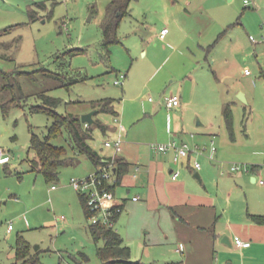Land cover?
I'll list each match as a JSON object with an SVG mask.
<instances>
[{
    "label": "rangeland",
    "instance_id": "374dc122",
    "mask_svg": "<svg viewBox=\"0 0 264 264\" xmlns=\"http://www.w3.org/2000/svg\"><path fill=\"white\" fill-rule=\"evenodd\" d=\"M111 1L0 0V30L11 27L9 32L0 35V68L10 73L9 78L0 74V101L14 94L21 96L20 102L11 104L6 113L0 106V147L11 156L9 162L0 163L1 264L15 261L19 233L43 249L44 264H102L97 246L103 242H96L92 237L89 229L92 216H86L80 198L81 192L90 190L81 191L72 184L73 177L86 178L94 174L93 161L81 155L78 163L62 167L56 181H47L42 173L30 167L31 129L44 135L53 123V117L46 112L31 110L32 105L42 104L41 92L61 99L57 106L59 112L80 116L94 109L93 100L115 98L119 116L100 111L95 117L111 125L118 123L116 118L122 121L125 125L121 134L123 140L135 138L148 145L169 142L163 140L164 135H180L179 139H184L177 142L185 141L191 147L206 146L197 153L201 155L196 160L200 163L212 161L208 157L211 144L196 142V137L208 133L216 134V146L217 140L224 143L225 153L236 150L240 154L245 144L264 145V113L257 108L260 103L254 106L252 100L249 103L240 97V92L246 98V92L251 99L254 94L259 97L264 90V71L260 68L262 65L264 70V46L257 50L258 56L254 52L256 44H264V16L252 11H257L255 0L245 9L244 0H206L204 10L188 8L186 0H131V15L125 16L118 28L121 41L112 44L108 53L103 45L102 22ZM259 4L262 8L264 0H259ZM233 7L238 13L235 20L240 17L242 22L255 20L258 24L259 32L240 26L234 31L240 33L242 42L251 52L246 56L238 55L241 61L227 70L229 76L222 81L212 70L215 67L213 56L203 60L204 68L199 71L205 74L206 93L203 95L202 88L194 90L184 120L176 117V107H167L165 97L173 92L183 95L182 86L186 84L185 93L189 92L190 81L187 79L184 84L185 77L180 74L195 66L191 62L185 66L177 62L180 72L170 75L174 56L171 57V50L155 37L156 28L160 30L167 18L178 16L181 20H194L192 36L199 35L200 27H204L205 38L214 33L216 14ZM242 11L244 15H240ZM251 34L257 43L250 38ZM193 40L196 41L188 38L187 43L197 52ZM190 52L185 49L187 54L180 56V60L195 59ZM245 67L252 73L245 74ZM219 69L223 72L222 66ZM121 73L128 75L123 84L118 85L115 79ZM6 83H13L14 88L3 89ZM228 102L233 109L232 130L223 112L224 103ZM91 135L89 141L96 150L115 154L112 147L104 145L108 137L114 136L113 132L93 124ZM53 141L70 148L66 131ZM229 161L239 164L240 160ZM116 191H122L119 185ZM9 224L13 225L12 229H8ZM114 227L121 232L116 221ZM145 230L148 228L140 229V234H132V237L121 233L131 247L133 260L161 264L166 250L149 243Z\"/></svg>",
    "mask_w": 264,
    "mask_h": 264
},
{
    "label": "crops",
    "instance_id": "0c3cea01",
    "mask_svg": "<svg viewBox=\"0 0 264 264\" xmlns=\"http://www.w3.org/2000/svg\"><path fill=\"white\" fill-rule=\"evenodd\" d=\"M205 2L206 0H186L190 9L194 7L204 10ZM254 3L257 4V11H252L264 16V6L261 8L259 0H255ZM246 7L249 5H245L244 9ZM237 14L234 7L231 10L218 12L213 35L208 34L205 38L202 33L204 27H200L199 35L192 36L191 28L195 24L194 20H181L178 16L167 18V23L160 30L156 28L155 37L161 39L171 50L169 55L174 56V68H170V75L180 72L176 67L177 62L184 66L191 63L195 66L184 69L180 74L185 77L184 84L187 83V79L190 81L189 92L185 93L187 84L182 86L183 95L173 92L181 97V103L174 113L176 117L180 116L184 120L191 95L192 97L195 95L194 90L202 88L203 95L206 93L204 92L205 86L207 87L206 83L204 84L205 74L199 71L204 68L203 60L213 56L215 67H212V70L217 79L222 81L229 76L227 70L241 61L237 56L240 54L246 56L251 52V49H247L242 42L240 33L235 34L234 31L236 26L258 31V24L255 20L242 22L240 17L235 20ZM127 15H131V8ZM240 15H244V11ZM165 27L169 30L162 37L161 30ZM171 30L172 35H170ZM188 38L196 40L193 42L196 43L197 52H194L193 46L187 43ZM216 40H218L217 46H215ZM263 46L264 44L254 46L256 56H258L257 50L262 49L260 47ZM185 49L192 51L190 53L196 56L195 59L180 60V56L187 54ZM221 66L223 72L219 69ZM260 66L263 72V66ZM210 86L215 87L213 83H210ZM246 95L248 102L252 100L254 106L259 102L257 108L264 113V90L259 97L254 94L252 99L247 92ZM158 102L161 104L162 100ZM233 102L237 103L236 100ZM116 110L117 117L120 111L117 108ZM156 111L158 113L159 110ZM96 115L95 112V119H97ZM115 121L118 122L116 125L105 123L108 126L106 131L114 133L113 137H108L106 140L122 136V131L125 130L122 121L117 118ZM215 135L212 132L198 136L196 142L211 144L215 140ZM163 137L164 141L184 139H179L180 135L174 134ZM216 142V151L210 150L208 156L212 161L209 163L204 160L199 169L194 167L196 160L201 157L197 153L192 152L178 163L174 161L173 149L159 150L153 147V144L147 145L135 138L123 140V150L120 154L115 153L129 162L128 171L114 188L117 198L125 203V209L116 220L117 226L119 225L122 233L131 237L132 234L139 235L140 229L148 228L145 233L149 243L160 245L166 250L164 251L166 256L162 258L161 264H264V224L254 221L250 216V214H264V183L259 181L264 178V145L245 144V148L238 154L236 150L225 153L224 143L220 140ZM104 145L107 146L105 143ZM4 151L10 156L7 150ZM101 154L110 156V154ZM209 158L204 157V159ZM229 160H240L239 164L248 166L249 170H232L231 166L237 161ZM94 168L96 169L95 165ZM175 168L180 169L181 173L174 179L172 172ZM196 172H199L200 177L195 176ZM118 185L122 189L121 192L116 191ZM136 195L140 196L138 200L133 199ZM212 226H214L213 230H211ZM235 236H240L250 244L237 246Z\"/></svg>",
    "mask_w": 264,
    "mask_h": 264
},
{
    "label": "trees",
    "instance_id": "16d2710c",
    "mask_svg": "<svg viewBox=\"0 0 264 264\" xmlns=\"http://www.w3.org/2000/svg\"><path fill=\"white\" fill-rule=\"evenodd\" d=\"M130 5L131 0H112L107 7L106 15L102 22V28L103 45L108 53L110 52L111 45L120 41L118 28L124 16L130 13ZM31 16H33V14H31ZM9 30H11V27L0 30V35L9 32ZM217 41L218 40H216L215 43ZM0 74L9 78L10 73L0 68ZM11 88H14L13 83H6L3 85V89ZM40 96L43 99L42 104L32 105L31 110L46 112L53 117V123L49 126L47 133L44 135L31 129L29 152L32 156L30 155L28 158L31 169L42 173L47 181H56L60 177L63 166L76 164L80 161L81 155H86L96 166L95 171L98 170L100 165L113 163L116 180L113 183L109 182L107 187L114 190L115 186L121 182L123 175L128 171L129 162L118 155H102L89 141L92 136L91 131L93 129V124L99 125L104 131L107 130L108 126L100 119H95V122L92 124H86L82 121L80 115L69 112L61 113L57 110V106L61 103L59 97L52 96L46 92H41ZM20 99L21 96L14 94L9 99H2L0 101V106L6 113L10 109L11 104H18ZM92 102L93 108L96 109V113L107 111L118 114L115 108V98H102L93 100ZM224 116L228 127L232 130L234 116L231 103L229 102L225 105ZM65 131L67 133L70 148L65 144H59L53 141L56 137L63 135ZM80 198L86 216L90 218L94 212L89 208L85 194L80 193ZM123 207L125 209V203ZM120 214L121 212H116L113 215V220L116 221ZM250 216L254 221L264 224V214H250ZM213 227L214 226H212L211 230H213ZM89 229L96 242H103V244L97 246L102 264H148L142 260L132 259L130 245L126 243L125 237L114 225L93 222L89 226ZM42 251L43 249L38 244L33 245L22 233H19L16 239L15 261L12 264H44L41 255ZM83 254L87 257L85 253Z\"/></svg>",
    "mask_w": 264,
    "mask_h": 264
},
{
    "label": "built area",
    "instance_id": "2783aa9c",
    "mask_svg": "<svg viewBox=\"0 0 264 264\" xmlns=\"http://www.w3.org/2000/svg\"><path fill=\"white\" fill-rule=\"evenodd\" d=\"M246 5L251 4V0H244ZM253 1V0H252ZM168 27H165L161 30V36L164 37ZM252 40H256L255 37L250 35ZM250 69L246 68L245 73H250ZM127 76L126 73H121L115 79V83L118 85L123 84L124 78ZM165 103L167 107L173 108L178 107L181 103V97L179 94H171L165 97ZM87 124V123H86ZM107 146H110L114 149L115 153L118 154L123 150V139L122 136H117L112 139L105 141ZM153 147L159 150H169L173 149L175 151L174 161L180 163L185 157L193 153H199L206 149V146L201 148L199 145L191 147L187 142H177L176 140H171L167 143H156L153 144ZM210 150L212 152L216 151V144L214 141L211 142ZM112 156H115L112 155ZM10 160V156L5 153L4 149L0 147V163H5ZM194 167L199 169L201 168V163L196 161ZM232 170L245 169L249 170L248 166L242 164H233L231 166ZM113 163H108L106 165H100L98 170L94 174L87 176L86 178H72V184L78 190L84 191L89 189L90 191L84 193L87 199V204L90 209L93 210L94 214L92 215V220L94 223L102 222L107 225H114L115 221L113 220V215L116 212H122L124 210L123 204L124 201L119 200L116 197L114 190L107 187V184L113 183L116 180V175L114 173ZM180 169L175 168L172 172V177L175 179L180 175ZM261 183H264V178L259 180ZM55 187V185H53ZM139 195L133 197L134 200H138ZM13 225L9 224V229H12ZM235 242L237 246H247L250 244L248 241H244L240 236H235Z\"/></svg>",
    "mask_w": 264,
    "mask_h": 264
},
{
    "label": "water",
    "instance_id": "95a60500",
    "mask_svg": "<svg viewBox=\"0 0 264 264\" xmlns=\"http://www.w3.org/2000/svg\"><path fill=\"white\" fill-rule=\"evenodd\" d=\"M240 97L243 100H247V98L245 97L243 92L240 93ZM95 112H96V109H93V110H91V111H89L87 113L82 114L81 115L82 121L85 122V123H88V124L94 123L95 122V118H94ZM195 176L200 177L199 172H196Z\"/></svg>",
    "mask_w": 264,
    "mask_h": 264
}]
</instances>
